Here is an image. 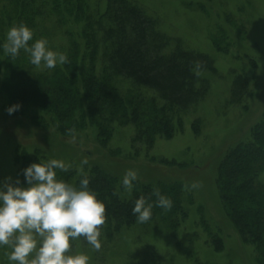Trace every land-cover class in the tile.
Listing matches in <instances>:
<instances>
[{
	"label": "trees",
	"instance_id": "obj_1",
	"mask_svg": "<svg viewBox=\"0 0 264 264\" xmlns=\"http://www.w3.org/2000/svg\"><path fill=\"white\" fill-rule=\"evenodd\" d=\"M100 1L92 6L87 0H10L5 13L9 29L25 24L33 32L31 45L38 39L34 33L38 20L52 22L56 35L65 41L57 51L67 55V62L37 71L23 50L12 57L0 48V87L8 98L4 112L26 118L32 127L46 130L50 126L62 138L88 128L102 146L110 141L115 126H130L132 146L149 149L156 139H171L181 132L180 115L202 100L208 89L207 81L197 73L210 71L212 64L207 56L168 40L156 21L132 1ZM237 86L234 98L242 92ZM14 104L21 105L19 111L8 115L6 109ZM45 159L44 152L36 148L30 155L22 150L15 156L21 184L22 169ZM84 176L56 170L57 179L77 186ZM86 177L89 188L105 205L106 220L100 231L106 240L121 229L152 223L162 224L174 234L186 218L182 208L185 191L179 183L135 181L127 196L122 179L99 168ZM215 186L230 224L241 241L252 247L256 264H264V112L248 139L220 160ZM157 192L172 201L170 209L156 206ZM140 196L153 205L152 216L145 223L132 213ZM216 237L211 236L210 241L219 251L222 242ZM195 238L185 235L178 245L183 247ZM184 254L192 257V250L184 248Z\"/></svg>",
	"mask_w": 264,
	"mask_h": 264
},
{
	"label": "rangeland",
	"instance_id": "obj_2",
	"mask_svg": "<svg viewBox=\"0 0 264 264\" xmlns=\"http://www.w3.org/2000/svg\"><path fill=\"white\" fill-rule=\"evenodd\" d=\"M87 1L93 6L99 0ZM130 1L156 21L168 40H177L184 50L211 61L210 71L197 73L207 81V92L180 115L181 132L171 139H156L149 149L132 146L134 131L130 126H115L106 146L100 145L88 128L62 138L50 126L42 130L29 126L26 118L6 116L8 98L0 87V182L8 177L14 181L20 169L15 156L22 150L30 155L36 148L44 152L45 161L63 160L70 165L67 171L78 176H88L93 168H99L122 179L126 170L133 169L139 183H179L185 191L182 208L186 218L174 234L158 223L135 225L121 229L109 240L101 237L99 250L83 237L70 241L71 253H85L89 264H256L252 247L241 241L225 216L215 178L224 154L248 139L264 112V0ZM9 5L10 0H0L2 44L9 30L5 17ZM51 23L38 20L34 33L37 40L45 38L49 48L57 51L65 41ZM238 79L242 92L234 98ZM85 159L87 164L81 167ZM194 182L198 187L190 188ZM126 192L130 196L131 192ZM192 234L196 237L192 242L178 245L180 238ZM211 236L221 239V250L214 249ZM184 248L192 250V257L184 254ZM10 251L0 247V264H9Z\"/></svg>",
	"mask_w": 264,
	"mask_h": 264
},
{
	"label": "clouds",
	"instance_id": "obj_3",
	"mask_svg": "<svg viewBox=\"0 0 264 264\" xmlns=\"http://www.w3.org/2000/svg\"><path fill=\"white\" fill-rule=\"evenodd\" d=\"M33 32L25 24L12 26L0 48L5 55L15 57L23 50L29 55L30 63L53 69L67 62L64 52L53 51L45 38L31 45ZM21 105L14 104L6 109L8 115L19 111ZM81 167L87 160L80 162ZM70 165L63 160L50 159L32 163L22 169L21 180L5 178L0 182V247H7L9 264H89L83 253L72 254L70 241L83 237L95 250L101 248L100 226L105 223V205L89 188V179L84 176L74 185L56 178V170L67 171ZM137 172L126 170L121 186L131 192L137 180ZM192 183L190 188H197ZM156 206L168 210L172 201L159 194ZM151 203L143 196L138 197L132 213L140 223L148 222L152 216Z\"/></svg>",
	"mask_w": 264,
	"mask_h": 264
}]
</instances>
